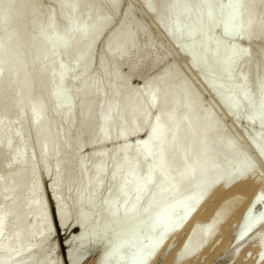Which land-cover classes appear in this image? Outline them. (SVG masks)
Segmentation results:
<instances>
[{
	"label": "bare ground",
	"instance_id": "bare-ground-1",
	"mask_svg": "<svg viewBox=\"0 0 264 264\" xmlns=\"http://www.w3.org/2000/svg\"><path fill=\"white\" fill-rule=\"evenodd\" d=\"M53 1L54 5L48 6L42 17L39 16L43 8L40 0H7L13 8L9 24L0 25V43L4 44V49L0 50V68L3 69L0 73V106L5 105L0 113V148L5 150L8 141H12V137L20 138L27 127L35 129L37 160L44 174L51 170L53 172L49 189L59 230H65L71 218L69 206L63 202L64 190L68 192L74 214L77 215L69 226L76 231L65 238L69 257L67 262L78 264L96 250L93 264H101L106 252L121 245L123 255L131 259L136 251L142 248L150 250L154 243L159 242L152 258V264H156L157 259L170 249L173 239L184 233L179 247L173 249L160 264H168L171 259L174 261L185 248L189 253L185 259H188L202 252L224 249L227 244L237 253L238 260L244 261V264H257L260 252L264 251V228L253 230L242 240L239 236L247 210L260 192L262 180L256 170L237 175L230 183L220 179L228 173H239L248 161L232 148V137L222 132L210 110H200L199 98L170 64L164 65L156 74L142 77L137 90L129 88V72L134 66L128 62V56L134 49L145 60L154 45L144 28L131 17L129 6L104 37L97 66L91 69L95 42L114 21L113 16L101 17L98 12L102 7L118 9L121 0ZM141 1L146 5V12L160 21L162 31L169 35L178 53L189 60L196 74L205 80L210 90L216 92L219 103L233 119L238 120L229 107V96L235 84L250 88L249 80L254 79L255 57L243 61L241 70L233 72L234 79L229 80L223 71L224 46L229 44L225 43V37L221 34L214 36L209 31L208 9L173 7L177 3L198 5L202 0ZM230 2L235 0H224V3L210 0L214 6L213 15L218 17L220 6H227ZM242 3L247 26L244 37L264 35V0H242ZM257 5H260L261 12L255 15ZM85 10L95 14L86 18L82 13ZM223 11L229 9L225 7ZM17 17H21L23 22L14 28ZM81 19L84 20L83 24L80 23ZM29 28L34 31L31 37L28 36ZM190 30L198 32L195 40L190 36ZM141 36L144 37L143 41H139ZM212 37H219L223 41L219 52ZM65 39L69 41L67 46L64 45ZM34 44L38 49L30 53ZM230 45L238 46L236 43ZM162 58L155 56L150 65H156ZM261 58L264 69V54ZM121 63L128 66L127 75L119 74L118 65ZM61 64L73 71L63 81V86L65 81L69 84L66 97L58 100L55 93L62 85ZM97 82L99 90L93 87ZM45 84L51 85V89L40 95L39 91ZM157 89L162 98V107L163 101H167L164 110L174 113L176 117L175 122L169 124L170 144L166 146L168 164L171 168H182L187 158L196 171L189 178L175 183L167 182L157 173L155 181L146 189L137 191L131 184L124 188V177L128 176L131 180V170L147 175L149 166L153 164L151 157L146 158L142 147V142L149 139L151 132L142 111L149 93ZM251 91L258 99V84ZM74 96L79 98V118L73 133L63 137L62 132L75 122L71 114ZM48 105L53 109L51 119L45 117ZM110 108L116 111L112 113V119L106 121L104 115L108 114ZM243 108L245 111H242L239 119L259 128L257 133L248 135V141L253 142L258 157L257 168L264 159L256 148V144L264 143V127L258 119H248L252 111L246 102H243ZM12 110L17 114L19 126L4 119ZM24 114L28 124L23 120ZM143 131L142 139L137 140ZM129 137L137 139L129 143ZM112 139L120 143L111 149L92 151L89 156L91 161L87 159L88 156L75 157V151L84 144H102ZM73 145L75 149L71 157H64L63 152ZM17 151L21 155L20 162L15 165L14 176H5L0 181V207L10 213L5 234L0 238V259L9 260L11 264H47L46 260L33 255L52 235H41L47 232L45 214L48 222L49 219L39 199L35 160L29 156L24 142L18 141L12 154L15 155ZM50 157L53 158L51 165L48 163ZM98 165L104 168L99 176ZM25 168L27 170L23 173ZM25 176L35 181L25 183ZM251 178L253 180L249 181ZM108 181L114 186L110 194L107 190L103 192ZM5 187L17 189L14 193H7L10 197L7 200L3 192ZM107 189L110 191L109 186ZM23 192L24 198L20 200V193ZM33 192L36 194L33 195ZM243 194L248 195V199L237 212ZM100 196L103 197L101 204L97 202ZM109 198L112 203L107 206L104 200ZM19 200L21 211L15 207ZM34 201H39V205ZM126 202L129 209L136 205V210L125 214ZM116 207L119 212L114 214ZM261 210H264V206L256 209L257 213ZM234 214L235 223L229 222L227 228L214 238L222 220ZM106 218H111L112 222L105 228L102 223Z\"/></svg>",
	"mask_w": 264,
	"mask_h": 264
},
{
	"label": "rangeland",
	"instance_id": "rangeland-1",
	"mask_svg": "<svg viewBox=\"0 0 264 264\" xmlns=\"http://www.w3.org/2000/svg\"><path fill=\"white\" fill-rule=\"evenodd\" d=\"M20 0H17L19 2ZM224 3V0H221ZM40 3L42 5L41 12L39 13V16L42 15V17L45 15V12L49 7L54 5L53 0H40ZM45 6V7H44ZM48 8H47V7ZM131 8V17L140 25L144 28L146 34L150 37V39L153 42V50L152 52L148 55V57L145 60L141 59V54L140 53H135L134 49L132 50L131 54L128 56V62H130L133 66L134 69L132 72H129V68L125 63H121L118 65V71L119 74L121 75H127L129 72L130 77H129V82L128 86L131 89L137 90L140 87V84L142 82V77L144 76H150L153 74H156L160 69L166 65L170 64L173 66L175 70L178 71L179 77L182 79H185L190 87L191 90L196 94L197 98H199L201 102V111L204 109L210 110L212 113L213 117L215 118L216 122L220 125L222 132L230 137H232L233 140V145L232 148L238 150L246 160H252L255 164L258 163V157L255 152V148L253 145V142L250 140L248 141V135L252 132H256L259 130L257 126H249L243 119H238L235 120L232 118V116L226 111V109L219 103L217 96L215 95L216 92L210 90L206 83L205 80H203L201 77H199L196 74V71L192 64L189 62V60L184 56L178 53L177 47L173 45L170 42L169 35L164 33L162 31V25L160 21L155 19V17L149 13L146 12V5L143 1L141 0H121L119 8L118 9H113L111 7H102L101 11L98 12L101 17H111L113 16L114 21L113 23L107 27L104 31H102L101 35L99 38L96 40L95 45H94V52H93V58L91 62V69H94L97 66L98 63V58L101 53V48L103 44L104 37L108 32H110L114 26L116 21L125 13V9L127 7ZM45 8V10H44ZM44 12V13H42ZM116 12V13H115ZM261 12V7L260 5H257L255 8V15H258ZM86 18L91 17L95 13L90 11L87 12L86 10L82 12ZM115 14V15H114ZM256 18V17H255ZM23 20L21 17H17L13 23L14 28H18L22 24ZM81 24L84 23V20L81 19L80 21ZM58 26L60 24L58 23ZM33 29L29 28L28 29V36L31 37L33 34ZM214 36L220 35V32H215L213 33ZM139 41H143L144 37H139ZM225 43L226 44H232L236 43L241 49L246 50L240 61L236 64L235 66V71H240V65L243 61L255 57V67L253 71V76L254 79L253 81L249 80V86L250 89H253L255 85L258 84V81L260 77L264 76V69L262 66V58L261 56L264 54V35H260L258 37H243L242 39H237L234 37H225ZM145 49L147 46L144 47ZM38 49L37 44H34L31 47V52L34 53ZM134 52V53H133ZM155 56L163 57L156 65L151 66L150 61L152 58ZM52 59V58H50ZM142 60V61H141ZM65 87H68V81H65L64 83ZM77 85L75 84V88ZM51 89V85L45 84L39 91L40 95L45 94L48 90ZM75 91L73 87V92ZM74 108L72 110V117L75 119V122L67 128V130L62 132V136L65 137L68 134H72L74 131V128L76 127V121L79 118V109L77 107V102L79 98L77 96H74ZM5 109V105L0 106V113H2ZM199 110V113H200ZM23 120L26 124H28V118L26 117V114L23 115ZM53 109L51 105H48L45 111V117L47 119H51L53 117ZM17 114L14 110L10 111L9 113L6 114L4 119H6L8 122H12L13 125L19 126L18 121L16 119ZM144 134V131L136 137H129L127 139V142L131 143L133 140H141L142 136ZM136 138V139H135ZM12 143L13 147L18 144V141H22L26 144V147L29 151V156L32 157L33 160H35V172H36V178L39 183V199L41 200L43 206L45 207V211L47 212L49 222L54 226L55 230L52 233V235L42 244V248L33 254L37 259H44L47 261V264H54V262L58 261L59 264H69V257L63 258L64 256V246L62 245V241H65L66 234L61 233V230H59L56 221L54 219V203H53V198L50 193L49 189V182L53 177V172L52 170L48 174H44L41 165L38 162V149L35 143V129L32 127H27L26 131L21 135L20 138L12 137ZM117 139H112L105 141L104 143H96L93 145H86L80 149L75 151V157L77 156H88L87 159L89 158L90 154L92 151H97V150H104V149H111L114 147V145L119 144V140ZM112 141V142H111ZM115 141V142H114ZM74 145L70 146L65 152H63V156L66 158L71 157V153L73 151ZM4 150L0 148V154H2ZM35 154V155H33ZM73 155V154H72ZM74 157V158H75ZM71 159V160H74ZM89 161L90 158H89ZM5 161L0 160V177H5V176H14V173L16 172L17 167H12L11 169H7L4 167ZM49 165L53 163V158L50 157L48 160ZM75 163L72 162V166H74ZM23 173L27 170V168L23 169ZM261 173H264V169L261 168L260 166L257 165L256 168V174H258V177L261 179ZM253 178H251L249 181H252ZM35 179L33 178H27L25 176V183H32L34 182ZM105 187H103V192H106L110 194L113 192L111 191V188L114 189V186L111 182L105 183ZM27 186V185H26ZM109 186V190L107 187ZM64 188V187H63ZM64 190L63 193V202L67 203L71 212V218L68 222V225L72 224L74 220L76 219L77 215L74 214V206L69 199V194L68 192H65ZM25 192V190H24ZM24 192L20 193V200L24 198ZM243 201L239 204L237 208V212L240 211L244 205V203L247 201L248 195H241ZM19 200V204H16V209L21 211V202ZM97 202L99 204L103 203V197L100 196L97 199ZM112 203L111 199L104 200V204L107 206H110ZM241 208V209H240ZM235 219V214L232 216L227 215L222 222L218 225V229L215 231L213 237L218 236L221 234L228 226L229 222H234ZM91 221V220H90ZM112 222L111 218H106L105 221L102 223L103 226L106 228L108 224ZM67 228L64 230L69 231V233H73L74 228ZM104 229V228H103ZM184 236V233L173 239L171 243L170 249L162 256H160L157 261L155 262L156 264H160L162 260L167 257L170 253H172L175 249H177L180 245L179 242H181L182 237ZM214 237V238H215ZM181 239V240H180ZM66 249V247H65ZM174 249V250H173ZM211 252V253H210ZM67 254V253H66ZM97 251H91L80 263L81 264H93V261L96 257ZM213 254V255H212ZM203 255V256H202ZM208 255V256H207ZM202 257V258H201ZM193 258V259H192ZM196 258V259H195ZM202 259V260H201ZM238 260L237 253L232 249V247L227 244L224 249L221 250H216V251H207V252H202L197 257H191L188 259H185V264H244V261ZM78 263V264H80ZM168 264H173V259L170 260Z\"/></svg>",
	"mask_w": 264,
	"mask_h": 264
},
{
	"label": "snow or ice",
	"instance_id": "snow-or-ice-1",
	"mask_svg": "<svg viewBox=\"0 0 264 264\" xmlns=\"http://www.w3.org/2000/svg\"><path fill=\"white\" fill-rule=\"evenodd\" d=\"M173 7H183L185 9L191 8H207L208 9V19L210 21L209 31L210 32H220L223 37H234L237 39H242L247 31V26L244 19V4L242 0H235V2H230L227 6L221 5V11L218 17L213 15V4L210 3V0H202L201 4L191 5L188 3L175 4ZM227 7L229 11L225 12L223 9ZM13 5L8 3L7 0H0V25L7 26L10 21V13ZM198 32L196 30H190V36L195 40ZM216 40L217 52L220 51V45L223 41L219 37H212ZM69 41L64 40V45L67 46ZM4 49V44L0 43V50ZM246 50L239 48L236 45H225L224 46V60H223V71L228 77L229 80H233V72L235 71L236 64L242 58V54ZM78 64V62H77ZM61 82L62 85L59 87L55 93L58 100L65 98L67 95V88L63 86V81L65 80L68 73L73 71L72 68H69L67 65L61 64ZM3 72V69L0 68V73ZM244 79H247L246 77ZM223 86V85H222ZM97 90H99V82L93 85ZM233 92L229 96L230 105L229 107L232 110L233 115L239 119L241 117L242 111H245L243 108V102H246L249 109H251L252 114L248 116L250 120H259L261 126L264 127V76L260 77L258 82V99L252 93L250 88L244 87L240 84H235L233 86ZM167 106V101H163L162 107V98L159 92V89L149 93V97L146 105L143 106L142 116L145 120L146 126L151 128L149 134V139L142 142V147L145 152L146 158L151 157L153 164L149 166L148 174L141 175L135 169L131 170L129 176L131 180L128 179V176L124 177L123 187L127 188L129 184L134 185L136 190L146 189L149 184L153 183L156 179L157 173L163 177L169 183H175L178 181L185 180L190 176L195 174V168L187 162L185 158V163L183 167L171 168L168 164L166 158V146L170 144L169 135L171 134V128L169 124L175 122V114L167 112L164 108ZM103 107V106H102ZM35 112L36 109L34 108ZM116 109H109L108 114L104 115L106 121L112 119V113ZM175 141V136L172 137V143ZM259 155L261 158H264V143L256 144ZM47 150L46 148L44 149ZM13 153V143L11 140L8 141L7 148L0 154V160H3L6 163V167L11 169L16 164L20 162V153L17 151L15 155ZM35 155V154H33ZM260 167L264 168V159L261 160ZM57 170H59L57 168ZM256 170V164L252 160H248L245 166L240 170L239 173H228L220 177V179L226 183L232 182L236 179L237 175H243L246 173H252ZM98 176L104 171V168L100 165L97 166ZM115 179V174H113ZM4 178L0 177V181H3ZM262 187L259 194L251 202V206L247 210V214L244 218V223L241 227V232L239 239H244L250 232L258 228H264V210H261L257 213L256 209L260 206H264V173H261ZM102 183V181H101ZM35 187V186H34ZM16 188L5 187L3 192L5 193V200L10 197L7 195L9 192H16ZM36 193L33 192V195ZM39 205V201H34ZM136 205H133L131 209L127 207V202L125 203L124 212L127 214L129 211H135ZM119 212V208L116 207L114 214ZM10 213L6 211L3 207H0V238L5 234V231L8 226V218ZM45 228L47 229L46 233H41L42 236H50L55 230L54 226L47 221L45 214ZM83 238V237H82ZM262 239H264V234H262ZM121 246L114 247L111 251L106 252L104 257L101 260V264H152V258L156 254V250L159 247V242L154 243L151 246V249H140L133 253L131 259L126 258L121 249ZM188 249L185 248L173 261V264H185V258L188 255ZM118 257V259H114ZM0 264H11L9 260L0 259ZM54 264H59L58 261ZM257 264H264V251L260 252L259 260Z\"/></svg>",
	"mask_w": 264,
	"mask_h": 264
},
{
	"label": "water",
	"instance_id": "water-1",
	"mask_svg": "<svg viewBox=\"0 0 264 264\" xmlns=\"http://www.w3.org/2000/svg\"><path fill=\"white\" fill-rule=\"evenodd\" d=\"M59 226H60V228H62L60 224H59ZM72 229H73V228H72ZM70 230H71V229H70ZM70 230H69V231H66V233H65V231L62 229V230H61V233H65V234H66V237H67L68 234H69V232H70ZM74 231H76V229H74ZM66 237H65V238H66ZM62 245H63V246L66 245V242H65V241H62ZM63 251H64V256H63V258H64V257L67 258V254H66V253H67V250L65 249V246H64V250H63Z\"/></svg>",
	"mask_w": 264,
	"mask_h": 264
}]
</instances>
